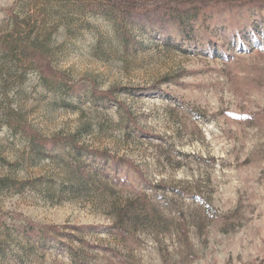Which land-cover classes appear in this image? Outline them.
I'll use <instances>...</instances> for the list:
<instances>
[{"label":"rangeland","instance_id":"374dc122","mask_svg":"<svg viewBox=\"0 0 264 264\" xmlns=\"http://www.w3.org/2000/svg\"><path fill=\"white\" fill-rule=\"evenodd\" d=\"M211 8L155 24L105 0H0V264H71L27 254V225L88 242L90 264H264V48L223 35L264 6Z\"/></svg>","mask_w":264,"mask_h":264},{"label":"trees","instance_id":"16d2710c","mask_svg":"<svg viewBox=\"0 0 264 264\" xmlns=\"http://www.w3.org/2000/svg\"><path fill=\"white\" fill-rule=\"evenodd\" d=\"M107 4L128 15H136V16H148L155 17L153 23L155 24H163V17L168 13H173L175 15H188L186 13H190V11H195L196 13H201V11H206L207 9H211V7L218 8H261L263 5V1H248V0H218L213 3L200 2L196 7H191V3L189 2H165L163 0H105ZM258 1V2H257ZM262 5V6H261ZM193 8V9H191ZM207 10V11H208ZM172 17V16H170ZM177 19L176 23L181 26L180 33L186 35L189 29H193L196 18L188 17L184 20V18H179V16H173ZM187 21L189 23L187 24ZM220 23L227 22L229 20H219ZM165 33V30L162 32ZM223 35L225 39L231 44L233 48L239 51H250L264 48V24L260 20L256 26H243L236 27L231 24V27L224 28ZM210 37V36H209ZM208 38H202L205 41L209 42ZM223 51L224 48H221ZM35 56L41 58V67H46L44 62L46 61L45 56L42 53L34 52ZM41 54V55H40ZM47 68V67H46ZM105 94V95H104ZM99 93L98 91L94 92L95 96H101L107 100H112V93ZM82 149V148H79ZM89 155H93L96 158L104 159L105 153L103 152H91ZM114 161V160H113ZM113 163V162H112ZM103 174L107 177H111L113 181H118L119 178L117 176H111V174L105 170H101ZM118 229V228H117ZM23 236L27 240L29 245V249L26 251L27 254H32L34 256L39 257L38 252L41 251L42 254L40 256L44 257L46 252L50 249L54 250L57 255H67L70 259L71 264H90L89 263V254L87 251L94 248L88 242L80 239L82 244L80 249L75 248L74 242L77 239L74 234H68L69 239L64 241L61 239L62 232L61 229L56 227H34L33 225H27L23 227ZM0 247H2L0 245ZM14 257V260L19 262L20 264H24L23 258H21L20 254H15L11 256ZM61 263L59 260L53 262V264Z\"/></svg>","mask_w":264,"mask_h":264}]
</instances>
